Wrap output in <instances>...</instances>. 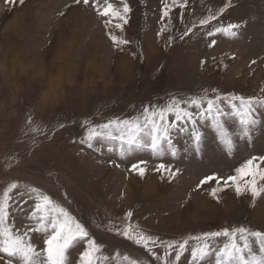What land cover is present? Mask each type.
<instances>
[{
    "label": "rangeland",
    "instance_id": "1",
    "mask_svg": "<svg viewBox=\"0 0 264 264\" xmlns=\"http://www.w3.org/2000/svg\"><path fill=\"white\" fill-rule=\"evenodd\" d=\"M108 4L124 19L99 15ZM233 96L256 101L248 135ZM262 101L264 0H0L5 227L27 232L25 242L43 261L49 221L63 209L88 233L68 249L65 264H83L89 241L95 264H216L233 238L205 242L203 233L241 226L264 233V193L253 199L239 181L238 196L236 184L225 183L253 158L249 167L264 172ZM173 103L191 118L177 120ZM146 108L148 115L164 109L169 125L156 147L151 125L136 143L126 140L123 122L143 126ZM209 176L216 179L200 185ZM5 239L0 235V264H23L3 250ZM234 239L243 247L239 234ZM246 242L248 260L264 257L259 238L247 235Z\"/></svg>",
    "mask_w": 264,
    "mask_h": 264
},
{
    "label": "snow or ice",
    "instance_id": "2",
    "mask_svg": "<svg viewBox=\"0 0 264 264\" xmlns=\"http://www.w3.org/2000/svg\"><path fill=\"white\" fill-rule=\"evenodd\" d=\"M14 2V0H6V3ZM23 0H21V3ZM79 2V0H77ZM84 4H89V0H83ZM124 13H127L129 11L127 5H124L123 9ZM223 11V9H221ZM99 15L107 17L109 15L118 16L119 13L113 11L112 5L108 4L107 8H105L103 11H99ZM120 19H124V17H119ZM214 18V17H213ZM126 23L127 21L124 20ZM109 23L108 20L105 21V24ZM201 23H207L206 20H202ZM116 27H121L119 24L116 25ZM231 27H235L230 25ZM115 42H117V38L115 36L111 37ZM123 43H127V41H123ZM219 99V98H218ZM233 101L238 100L240 104L241 109V124L244 125V135H248L247 131V124L249 123L247 121V117L250 115L252 111L253 104L256 102L254 98H244V97H237L233 96L231 98ZM193 104H196L197 101H192ZM264 103V101H262ZM214 107V102L212 100L208 101V111L211 112ZM173 109H177L176 111V119L180 120L183 117H189L191 118V114L187 112L186 110L180 108L175 103L172 104ZM145 124L142 126L139 123L135 124L134 126L129 125L127 121H124L123 123L128 127V133H127V143L132 144L137 142V134L145 127H148V125H151V141L152 146L156 147V145L159 143L160 139L165 137L169 130V125L164 123L165 120V110L161 109L159 111V115H157L156 111H152L150 115L149 109L146 108L145 110ZM113 122L110 121L109 124L104 125V128H108L110 124ZM251 123H255V121H251ZM95 133L93 132V135ZM122 139L125 137H121ZM197 140V143L199 142V138H195ZM225 143L230 147L231 146V140L226 139ZM256 158H253L251 160H248L245 162V165H243L241 168L237 169L236 172L238 173L237 176H229L227 177V180L225 183L232 182L236 184L235 191L236 194L239 196L242 192V189L240 187L239 181H243L245 188V191H248L251 193L253 199H255L258 195L261 193H264V186L258 187V182L256 177L259 176V179L261 181H264V172L254 171L249 166L253 164L254 160ZM261 160H264V157L260 158ZM143 163V162H141ZM163 167V166H161ZM133 169H137V165H133ZM140 174H143V169H139ZM216 179L214 176L205 177L201 182L200 185H203L204 183ZM219 179L217 180V183H219ZM198 185L197 187H200ZM14 187V186H13ZM222 190V189H220ZM218 189L213 188L212 192L210 193L213 197L216 196ZM5 197L9 195L8 192L4 193ZM51 206V201L48 200L47 197L44 198V208L45 210ZM130 215V214H129ZM64 217V219H60V217ZM5 220H6V209L3 204H0V235H3L6 237L4 240V247L3 250L8 253L9 256H19L22 258L23 264H65V257L67 254L68 249L71 247V245L76 241L77 239H84L88 236L87 231L84 229L82 225L79 223H76L73 227L70 218H68L67 213L63 211V209L59 210V216L53 217L52 220L49 221V227L51 228V234L47 236V239L44 241V249L43 252L45 254V259L43 261H40L37 259L39 256L38 253H36L35 248L31 243H26L24 240V236H27V232L24 233V236L14 234L12 232V229L10 227H5ZM43 222V218H41V223ZM40 228L36 229H30L29 231H40ZM127 234V233H125ZM236 234H239L240 239L245 241L243 247H240L235 243V236ZM221 235L225 237H232L233 240L229 244H225L219 251L217 252V261L216 264H228L229 261L239 258L243 264H264V257H261L260 259H256L255 257H252L251 260H248L247 257L244 256V250L248 248V244L246 242V236L251 235L253 237L259 238L262 244H264V233L261 232H249L248 229L244 228L243 226L239 228H234L231 231L228 229H223L222 231L218 232H211V233H203L202 238L207 242L209 238L212 237H220ZM151 238H145L140 237L137 242H141V240H144L145 243L147 240H150ZM195 239H201V237H195ZM187 241L180 244V248L183 249L186 246ZM89 244L91 247L81 253V260L83 264H95L94 260V254L97 251V247L93 241H89ZM209 245L205 243L200 249L199 254L201 256L207 254ZM264 251V249H262ZM179 255V253H177ZM197 252L196 250H193V256H196Z\"/></svg>",
    "mask_w": 264,
    "mask_h": 264
}]
</instances>
